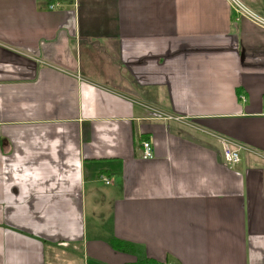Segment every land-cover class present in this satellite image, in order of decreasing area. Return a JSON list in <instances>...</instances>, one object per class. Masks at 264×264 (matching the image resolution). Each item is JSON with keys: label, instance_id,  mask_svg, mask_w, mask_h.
Wrapping results in <instances>:
<instances>
[{"label": "crops", "instance_id": "obj_1", "mask_svg": "<svg viewBox=\"0 0 264 264\" xmlns=\"http://www.w3.org/2000/svg\"><path fill=\"white\" fill-rule=\"evenodd\" d=\"M0 264H264V29L225 0H0Z\"/></svg>", "mask_w": 264, "mask_h": 264}, {"label": "built area", "instance_id": "obj_2", "mask_svg": "<svg viewBox=\"0 0 264 264\" xmlns=\"http://www.w3.org/2000/svg\"><path fill=\"white\" fill-rule=\"evenodd\" d=\"M228 4V7L235 13L237 20L238 19H246L257 25L258 27L264 29V18L255 12L251 11L247 8L242 2L239 0H225ZM58 6V4H56ZM50 9H53L50 6ZM165 120H170L178 123H185L183 118L175 117V116H164ZM212 138L220 145L222 149V154L228 163V165H236L239 163V153L245 149L243 146L238 144L237 142H232L229 139L218 136L216 134H210ZM141 147L143 150L142 158L144 160L151 159L153 157V151L151 148V143L149 141H142ZM106 184H110L109 180L103 179Z\"/></svg>", "mask_w": 264, "mask_h": 264}, {"label": "trees", "instance_id": "obj_3", "mask_svg": "<svg viewBox=\"0 0 264 264\" xmlns=\"http://www.w3.org/2000/svg\"><path fill=\"white\" fill-rule=\"evenodd\" d=\"M111 246L114 250L119 252H124L133 255L135 251L134 245L131 243L119 241V240H113L111 243Z\"/></svg>", "mask_w": 264, "mask_h": 264}, {"label": "rangeland", "instance_id": "obj_4", "mask_svg": "<svg viewBox=\"0 0 264 264\" xmlns=\"http://www.w3.org/2000/svg\"><path fill=\"white\" fill-rule=\"evenodd\" d=\"M106 204H104V202H101V205L98 206V208H105ZM99 211V210H98ZM95 216L93 214H91V216L88 217V224L89 226L93 227L94 224L97 222V220L94 218Z\"/></svg>", "mask_w": 264, "mask_h": 264}]
</instances>
